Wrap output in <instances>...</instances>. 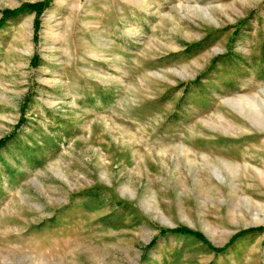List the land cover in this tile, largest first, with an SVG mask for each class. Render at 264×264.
<instances>
[{"label": "rangeland", "instance_id": "rangeland-1", "mask_svg": "<svg viewBox=\"0 0 264 264\" xmlns=\"http://www.w3.org/2000/svg\"><path fill=\"white\" fill-rule=\"evenodd\" d=\"M2 140L0 264H264V0H0Z\"/></svg>", "mask_w": 264, "mask_h": 264}, {"label": "trees", "instance_id": "trees-1", "mask_svg": "<svg viewBox=\"0 0 264 264\" xmlns=\"http://www.w3.org/2000/svg\"><path fill=\"white\" fill-rule=\"evenodd\" d=\"M37 6L36 5H25V6H23V8H25V9H35ZM10 139V138H9ZM8 139V140H9ZM8 140H2L1 142H0V146H3V145H5L6 144V142L8 141ZM175 233H181V234H190V235H194L193 233H191V232H188V231H182V230H179V231H175ZM194 236H196L201 242H203V243H206V241L203 239V238H201L199 235H197V234H195Z\"/></svg>", "mask_w": 264, "mask_h": 264}]
</instances>
